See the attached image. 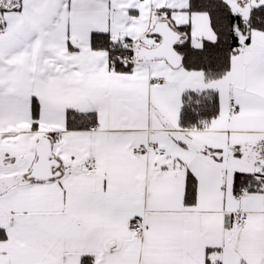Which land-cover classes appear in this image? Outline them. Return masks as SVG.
Wrapping results in <instances>:
<instances>
[{
  "label": "snow or ice",
  "instance_id": "obj_1",
  "mask_svg": "<svg viewBox=\"0 0 264 264\" xmlns=\"http://www.w3.org/2000/svg\"><path fill=\"white\" fill-rule=\"evenodd\" d=\"M0 264H264V0H0Z\"/></svg>",
  "mask_w": 264,
  "mask_h": 264
}]
</instances>
